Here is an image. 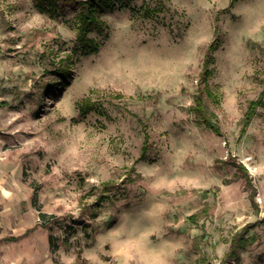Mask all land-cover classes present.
I'll use <instances>...</instances> for the list:
<instances>
[{"label": "rangeland", "instance_id": "obj_1", "mask_svg": "<svg viewBox=\"0 0 264 264\" xmlns=\"http://www.w3.org/2000/svg\"><path fill=\"white\" fill-rule=\"evenodd\" d=\"M158 1L104 13L85 54L72 4L0 0V261L264 264V103L241 132L264 0ZM216 36L203 98L220 133L190 109Z\"/></svg>", "mask_w": 264, "mask_h": 264}, {"label": "trees", "instance_id": "obj_2", "mask_svg": "<svg viewBox=\"0 0 264 264\" xmlns=\"http://www.w3.org/2000/svg\"><path fill=\"white\" fill-rule=\"evenodd\" d=\"M62 1L64 3H70L76 10L75 19H76V41L74 46V51L81 49V51L85 54L92 53L98 51L99 42L94 37L90 36V33L96 31L100 32L103 30L105 22L102 19V15L107 11L112 10L116 5L127 6L131 0H34L36 6L44 11H52L55 10ZM159 4L163 3V0L158 1ZM219 37H215L207 46L203 55L202 60V68L200 71V75L198 78V86L197 91L194 96V103L190 106V109L194 112L196 121L205 124L208 128H211L215 133H220V127L217 122L213 120L215 114L209 109L208 105L204 102V93L209 96L211 95V90L207 83V78L210 74V63L212 62L213 51L216 50L219 45ZM67 68L65 65L57 67L56 72L60 76L64 77L67 74ZM264 103V87L259 92L257 97L251 99L248 102L247 108L244 112L242 118V128L241 132H243L246 127L249 125L252 117L256 113V109L258 106ZM85 106V107H83ZM84 110H89L87 104L81 105V108ZM148 143V134L144 132V140H143V150H145L146 145ZM42 217L41 225L46 226V222L44 221L45 215H40ZM196 214L192 215L190 218L193 220L196 219ZM245 231V228H244ZM58 238L49 234L48 236V244L50 249L54 250L58 247ZM67 242V239H63V243ZM248 243V237L244 233L238 236V239L235 238L231 242V255H236L237 251L245 246Z\"/></svg>", "mask_w": 264, "mask_h": 264}, {"label": "crops", "instance_id": "obj_3", "mask_svg": "<svg viewBox=\"0 0 264 264\" xmlns=\"http://www.w3.org/2000/svg\"><path fill=\"white\" fill-rule=\"evenodd\" d=\"M0 264H8L7 259L4 257L1 259ZM17 264V263H16Z\"/></svg>", "mask_w": 264, "mask_h": 264}]
</instances>
